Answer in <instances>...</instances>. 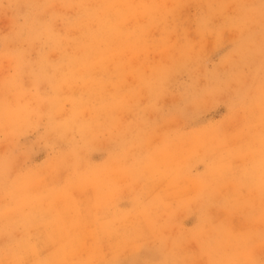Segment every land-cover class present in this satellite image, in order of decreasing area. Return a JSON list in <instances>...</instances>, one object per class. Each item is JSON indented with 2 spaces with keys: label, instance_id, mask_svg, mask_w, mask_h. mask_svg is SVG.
<instances>
[{
  "label": "rangeland",
  "instance_id": "obj_1",
  "mask_svg": "<svg viewBox=\"0 0 264 264\" xmlns=\"http://www.w3.org/2000/svg\"><path fill=\"white\" fill-rule=\"evenodd\" d=\"M0 264H264V0H5Z\"/></svg>",
  "mask_w": 264,
  "mask_h": 264
},
{
  "label": "clouds",
  "instance_id": "obj_2",
  "mask_svg": "<svg viewBox=\"0 0 264 264\" xmlns=\"http://www.w3.org/2000/svg\"><path fill=\"white\" fill-rule=\"evenodd\" d=\"M15 2H17V0H8V3H15ZM4 4H5V0H0V12H3V10H4V8H3Z\"/></svg>",
  "mask_w": 264,
  "mask_h": 264
}]
</instances>
